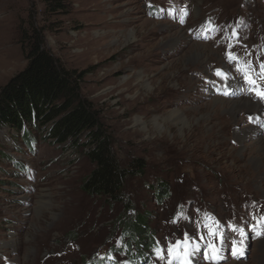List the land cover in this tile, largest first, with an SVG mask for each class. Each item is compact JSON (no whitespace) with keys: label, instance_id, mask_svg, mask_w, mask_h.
I'll list each match as a JSON object with an SVG mask.
<instances>
[{"label":"rangeland","instance_id":"374dc122","mask_svg":"<svg viewBox=\"0 0 264 264\" xmlns=\"http://www.w3.org/2000/svg\"><path fill=\"white\" fill-rule=\"evenodd\" d=\"M32 28L81 74L120 165L144 174L121 202L89 196L80 150L0 127V264H92L110 249L104 264H264V0H0V92L27 66ZM145 212L154 246H127L122 218Z\"/></svg>","mask_w":264,"mask_h":264},{"label":"trees","instance_id":"16d2710c","mask_svg":"<svg viewBox=\"0 0 264 264\" xmlns=\"http://www.w3.org/2000/svg\"><path fill=\"white\" fill-rule=\"evenodd\" d=\"M25 37L22 50L26 51L27 66L1 89L0 127L7 126L20 132L28 124L36 130L41 129L43 139L80 150L92 165L81 182L82 191L89 196L121 202L127 181L130 177L143 175L144 164L131 161L127 166L120 165L112 149L113 142L101 127L98 114L80 96L81 74L66 70L44 49L40 30L32 28L31 34ZM25 131V138L31 139ZM166 187L163 180L153 187V195L160 203L170 196ZM148 215L147 212L136 213L133 218H122L127 246L129 243L136 248L154 246V230L149 227ZM130 257L135 258L132 253ZM105 262L106 258H100L92 264Z\"/></svg>","mask_w":264,"mask_h":264},{"label":"snow or ice","instance_id":"6c2138e0","mask_svg":"<svg viewBox=\"0 0 264 264\" xmlns=\"http://www.w3.org/2000/svg\"><path fill=\"white\" fill-rule=\"evenodd\" d=\"M228 59H229V62L231 63L233 60L236 59V57L232 54H228ZM260 68H261V72L264 73V63H262L260 65ZM236 71H241V72H245V70L241 67H237L236 68ZM215 74L218 76V77H221L223 79H227V74L224 73L222 70L220 69H217ZM245 80L246 82H248L249 84L253 85V87L255 88V81L253 79H251L248 75H247V72H245ZM256 96L260 99H264V91H256ZM252 117H249V120H251ZM264 219V218H262ZM207 226V225H206ZM232 230L233 231H236L237 229L235 228V226H232ZM210 235H215V230L211 229L210 228ZM241 236L244 235V232L241 230ZM190 241V238L187 236V234H185V240L183 242L181 241H177V244L175 246L176 249H179L181 243L185 244V245H188ZM241 244H243V241L240 242ZM208 247L210 249H212V252H213V255H212V259L215 260L217 258V250L214 248L213 245L209 244ZM232 251H233V254L237 256V258H239L240 256L243 255V248H238L236 246V242L233 241V248H232ZM178 254V253H177ZM169 255H173V246H169ZM185 255H190V253L188 252L187 248L185 249ZM207 255L208 253L205 252V256L207 258Z\"/></svg>","mask_w":264,"mask_h":264},{"label":"bare ground","instance_id":"6f19581e","mask_svg":"<svg viewBox=\"0 0 264 264\" xmlns=\"http://www.w3.org/2000/svg\"><path fill=\"white\" fill-rule=\"evenodd\" d=\"M241 99V98H240ZM243 99V98H242ZM238 100V99H237ZM247 103L248 105V109L250 110L249 112H252L253 110L257 109L260 105L258 104L257 108L256 105L253 103H251L249 100H243V105ZM238 109V108H237ZM256 128V127H255ZM254 129L251 128H246L244 131H242L241 133V139H246L248 136L252 135L254 133Z\"/></svg>","mask_w":264,"mask_h":264}]
</instances>
